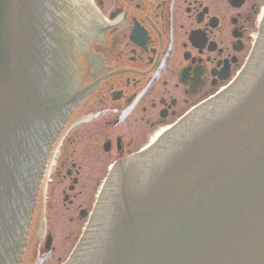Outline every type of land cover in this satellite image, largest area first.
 I'll return each mask as SVG.
<instances>
[{"label":"water","instance_id":"95a60500","mask_svg":"<svg viewBox=\"0 0 264 264\" xmlns=\"http://www.w3.org/2000/svg\"><path fill=\"white\" fill-rule=\"evenodd\" d=\"M1 2L8 29L2 41L14 46L15 73L4 77L1 59L12 51L0 48V158L11 130L35 131L38 110L29 123L14 121L42 89L24 68L36 0ZM56 4L61 24L71 28L70 0ZM259 42L230 90L123 164L78 264H118L122 257V264H264V25Z\"/></svg>","mask_w":264,"mask_h":264},{"label":"flooded vegetation","instance_id":"af4514ba","mask_svg":"<svg viewBox=\"0 0 264 264\" xmlns=\"http://www.w3.org/2000/svg\"><path fill=\"white\" fill-rule=\"evenodd\" d=\"M95 2L99 14L92 13L86 47L79 51L84 60L74 80L80 98L75 115L83 110L86 123L102 117V129L125 124L101 145L105 153L116 151L110 160L132 143L137 150L163 125L225 86L243 63L254 16L264 6V0ZM127 102L132 110L122 121L110 116L113 107ZM93 130L87 127L86 133ZM70 166L63 176L73 181L77 168Z\"/></svg>","mask_w":264,"mask_h":264},{"label":"rangeland","instance_id":"374dc122","mask_svg":"<svg viewBox=\"0 0 264 264\" xmlns=\"http://www.w3.org/2000/svg\"><path fill=\"white\" fill-rule=\"evenodd\" d=\"M110 119L113 118L110 117ZM102 121V117H98L77 127L58 158V173L53 174L45 219V230L52 235L51 249L43 251L42 244L40 245L41 240L38 239L37 243L35 242V250L42 251L39 254L35 253L32 264H54L63 258L82 223L83 218L80 217V211L88 208L92 193L95 191L106 163L117 155L115 150L111 153L103 152L101 145L105 140H113L119 135L117 128L125 127V124L120 122L118 125L112 124L113 127L102 129ZM92 126L94 130L86 133V128ZM95 126L100 127V130ZM107 129H112V131L109 132L110 130ZM127 129H131V119ZM93 133L95 134L91 137L86 135ZM135 145L132 143L125 147L120 154L137 148ZM70 163H74L77 168V172L72 174L75 176V184H72L70 177L61 176ZM70 185L73 186L71 190L68 189ZM64 195L70 202L63 199Z\"/></svg>","mask_w":264,"mask_h":264},{"label":"bare ground","instance_id":"6f19581e","mask_svg":"<svg viewBox=\"0 0 264 264\" xmlns=\"http://www.w3.org/2000/svg\"><path fill=\"white\" fill-rule=\"evenodd\" d=\"M70 3H71V13H72V25L78 28V32L75 35L76 37H79L81 35V42H84L85 32H87V26H89L87 22L88 13L86 12L85 0H70ZM74 88L76 87L72 85V89ZM166 127L167 125H163L156 132H154L150 137L153 138L154 135H156L158 132L162 131ZM41 232L42 231L40 230L39 234Z\"/></svg>","mask_w":264,"mask_h":264}]
</instances>
